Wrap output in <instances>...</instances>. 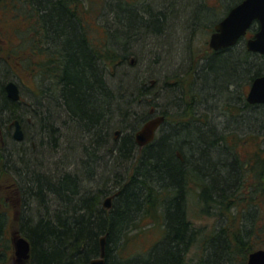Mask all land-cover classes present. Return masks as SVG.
I'll return each instance as SVG.
<instances>
[{"label": "trees", "instance_id": "1", "mask_svg": "<svg viewBox=\"0 0 264 264\" xmlns=\"http://www.w3.org/2000/svg\"><path fill=\"white\" fill-rule=\"evenodd\" d=\"M213 1L104 0L108 22L98 27L84 0H0L6 14L20 18L9 23L22 21L15 47L31 55L30 69L50 94L31 105L10 98L4 87L9 68L0 65V141H7L0 144V202H6L0 262L13 246L11 202H20L17 233L31 243L26 264H90L103 235L105 264H190L188 253L198 244L205 252L199 264H245L250 252L264 248V105L248 103L244 89L264 73V55L242 40L204 53L184 46L201 23L214 31L213 8L227 12L240 0ZM151 40L159 47L170 42L171 63L184 58L196 65L164 74L150 58L157 51L145 47ZM142 52L144 70L123 68ZM218 103L227 106L225 121L248 128L211 120L208 111ZM25 112L38 123L27 148H13L5 121L22 123ZM158 113L166 121L157 138L139 147L136 129ZM50 136L57 139L43 150ZM62 151L59 160L45 163ZM109 194L115 195L111 209L102 203ZM191 194L196 214L215 218L212 228L192 217ZM142 223L158 228L159 239L124 255L139 239L132 232L145 233Z\"/></svg>", "mask_w": 264, "mask_h": 264}, {"label": "rangeland", "instance_id": "2", "mask_svg": "<svg viewBox=\"0 0 264 264\" xmlns=\"http://www.w3.org/2000/svg\"><path fill=\"white\" fill-rule=\"evenodd\" d=\"M84 1L88 5V7H90V8L92 7V12L89 13L90 14L89 16H93L94 20L96 18V20H95L96 23L94 25L100 27L101 24H103V26H104V24H105L104 20L106 22H108L106 20L107 14H106L105 10L103 9V4H102V2H104V0H84ZM209 1H212V0H209ZM213 3L218 4V0H214ZM8 7L10 8V5ZM213 9H214L213 11L215 12L216 17H217L216 21L225 15V12H226L225 8L220 7L219 10H217L215 8H213ZM11 11L12 10L8 11L7 12L8 14H6L5 11L3 10V8L0 7V15H2L1 17L3 18V19H0V65L2 66V64L3 65L5 64V66L7 65L6 67L9 68V70H8L9 73L6 76L4 83H6L10 79H15L20 84V87H21L22 104L23 105L24 104L25 105H31L33 103H36V101H38L39 99L41 100V98L43 100V98L48 97L47 95H50V94H49V92L45 93L44 91H42L44 87H46V89H47V85H46L47 82L45 85H41L38 77H35V75L33 74V71L30 69V67H32V64H33V58L31 57V55H28V53L26 51L22 50L21 48L18 49L17 45L15 47L16 42L19 44L21 42V39L19 36L20 33L18 32V30H19L18 28H19V25L22 23V21H20L17 24H14V25L9 23L8 21H17L20 19L18 16H13V13ZM6 16H8L10 18H7ZM215 23L216 22H214L213 24L215 25ZM204 25H206V24L201 23L199 25L200 27L198 26L200 30H198L196 33H192V35L188 36L187 38H185V40H183V42L185 43L184 46L187 47V45L189 44L190 45L189 49H191V52H193V53L194 52L199 53V52H201V50H202V53H204V50L209 51V49H207V48L209 47V38L211 36V32H209L207 27H205ZM95 33L97 35H99L98 31H95ZM150 42H151V44L150 43L146 44L145 47L149 48L151 46L153 51H155V52L157 51L158 56L152 57V55H151L150 58H152V59L155 58L154 61H156V62L154 64H157V66H158V64H160L158 67L161 66L160 71L164 72V74L167 71L168 72L171 71L172 73L184 72L189 67V65H191V63L193 62V60H192V62H189L186 65V63L184 64V58H183V59L179 60L180 62L178 61L179 63L177 62V64L171 63V60H169V56L167 55V52H166V50L169 48L170 42H168V41L163 42L161 47H159L158 44L157 45L155 44L153 46L152 40ZM139 48L141 49V47H139ZM18 50H20L19 56L17 54ZM9 52H12L16 57L12 56L9 58V54H8ZM142 53L143 54H141L142 55L141 60H139V61H136L135 56L133 54H131V59L129 61H127V64L124 65L123 68L131 69L132 66H136L135 70L136 69L144 70L146 68V65H145L146 60H144L145 58L143 57L144 52H142ZM172 54L174 55V52ZM7 59H9L12 62V65L7 61ZM36 60L39 61V59H37V58H36ZM196 63H197L196 61L193 62L194 66L196 65ZM117 66H119V64H117ZM133 68L131 69L132 71H133ZM110 72L116 73L118 71H114V67H111ZM248 88H249L248 85H246L244 87V89L246 90L245 95L248 92ZM227 100H228V97H227ZM210 104L212 105V107L214 106L212 104V102H210ZM219 104L220 103H218V105H217L218 107L215 108L216 111H213L214 108H212V111H208V112H209V115L211 117V120L215 119V120L220 122V121H225V117H223V116H225L224 110H227L226 109L227 106L225 104L223 105V103L220 105ZM201 108L204 109V106H201ZM23 116H24V120L22 121V126H23V130H24V134L26 133V130L28 131V136H25L24 140H22V141L15 139L13 136V133L15 130V125H14L15 119L13 118V120H11L10 122H7V120L5 121L6 128H7V126H9V128H7V129L10 130V132L12 133V136H9L8 143H10V146L13 148L14 147L27 148V146L29 145V141L32 137V134L34 132V129H35L34 126H35V124L38 123L37 120H36V123H34L35 119L31 118L29 113L25 112V114ZM226 121L229 122V123H226L229 128H234L235 130L237 129L238 131L245 129V128H248V127H245L243 125L236 126V123L233 122V120H231L230 118L227 119ZM6 123H7V125H6ZM56 125L62 127V125L59 124V122L56 123ZM225 126L226 125H224V127ZM224 127L222 129H224ZM251 129L253 131V128H251ZM0 135H2L1 128H0ZM56 139L57 138H54L51 136L47 137L44 144L42 145L43 150H47V149L51 150L52 144L55 143ZM76 139H78V138H76ZM77 141H79V140H77ZM58 143H60V144L64 143L65 146L66 145L69 146V144H70V142L65 143V139H61V138L58 139ZM0 144L3 147L7 144V141H6V143H4V141L1 139ZM63 154H64V152L62 151L59 156L53 155V157H49V159L47 161L45 160V163H48L50 165L49 160H51V161L59 160V158L61 156H63ZM101 154L104 155L105 158H107V159L109 158L106 150H103L101 152ZM52 163H53L52 166H48L49 168H53L54 162H52ZM10 169L12 172L14 171L13 168L10 167ZM122 171L123 170H120L119 172L121 173ZM127 177H128V175H126V178ZM6 183L10 184L9 186H7V188L12 189L14 187V183L11 182V178L6 179ZM105 198H106V196L103 197V200ZM18 200H19V197H18L17 201ZM195 201H196L195 196L193 194H191L189 199H188V206H189L191 212L193 213L192 217L194 219H196V221L198 220L197 221L198 225H200V224L204 225L205 229L212 228L214 226L215 218L209 217L208 215L198 216L196 214L197 208H195V207H197V206H196ZM11 204H12L13 221L11 224V228L7 233L8 238H12L13 234L17 233L18 226H19V215L21 214V212L19 211L20 202H18V203L16 202V205L13 202H11ZM0 205H1L0 208H2V210H4L6 202L5 203L0 202ZM142 226L145 229V233H142L139 229H136L135 231L132 232V234H138L137 238L139 237V239L135 240V242L134 241L131 243L127 242L128 244L126 245L124 255L130 256V255L137 253V252H139V253L144 252V251L148 250V248L151 247V245L159 239L161 234H160V231L158 228H151L148 225V223H145V224L142 223ZM198 246H199V244L193 246L188 253V258L190 257V264H199L203 255H205V252L204 251L202 252V249ZM0 264H18L15 261V251H14L13 246H12V250L7 253V260L5 262H0Z\"/></svg>", "mask_w": 264, "mask_h": 264}, {"label": "water", "instance_id": "3", "mask_svg": "<svg viewBox=\"0 0 264 264\" xmlns=\"http://www.w3.org/2000/svg\"><path fill=\"white\" fill-rule=\"evenodd\" d=\"M255 21L259 22V30L255 33L254 37L247 40L246 45L248 50L264 55V0H241L231 7L226 15L215 24V31L210 38V46L214 50H219L237 44L239 39L247 34L248 29ZM5 89L10 98L20 100V87L15 80L7 82ZM247 100L252 104H264V74L257 76L253 80ZM164 121L165 115L163 114L146 120L135 132V140L138 145L145 146L154 141L156 132ZM15 125L14 138L22 140L24 138V131L21 122L16 120ZM112 200L113 196H108L104 203L105 207L111 208ZM106 242V235L101 236V254L99 257L92 259L90 264H105ZM13 245L18 263H26L31 256V243L29 239L15 233L13 235ZM246 264H264V248L252 251Z\"/></svg>", "mask_w": 264, "mask_h": 264}, {"label": "bare ground", "instance_id": "4", "mask_svg": "<svg viewBox=\"0 0 264 264\" xmlns=\"http://www.w3.org/2000/svg\"><path fill=\"white\" fill-rule=\"evenodd\" d=\"M4 87H5V85H4ZM16 120H19V121H20V119H18V118H16ZM20 122H21V121H20ZM110 195L113 196V200H114V197H115L114 194H109V195L106 196V198H107L108 196H110ZM106 198L102 201L103 206H105L104 203H105ZM113 200H112V206H111V208L113 207ZM106 208H108V207H106ZM111 208H108V209H111ZM100 254H101V250H100ZM99 256H100V255H99ZM16 258H17V257H16V254H15V261L18 263V261L16 260Z\"/></svg>", "mask_w": 264, "mask_h": 264}, {"label": "flooded vegetation", "instance_id": "5", "mask_svg": "<svg viewBox=\"0 0 264 264\" xmlns=\"http://www.w3.org/2000/svg\"><path fill=\"white\" fill-rule=\"evenodd\" d=\"M249 37H251V36H253V34L252 35H248ZM244 43H245V41L244 40H242ZM241 42V41H240ZM236 45V44H235ZM234 46V45H233ZM231 47V46H230ZM228 48V47H227ZM159 114V113H158ZM157 115V114H156ZM157 136H158V133H157Z\"/></svg>", "mask_w": 264, "mask_h": 264}]
</instances>
